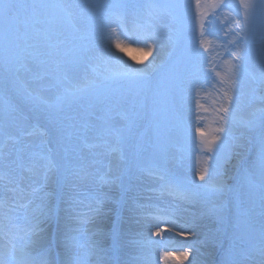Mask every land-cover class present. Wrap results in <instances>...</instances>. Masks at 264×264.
<instances>
[{"label":"rangeland","instance_id":"rangeland-1","mask_svg":"<svg viewBox=\"0 0 264 264\" xmlns=\"http://www.w3.org/2000/svg\"><path fill=\"white\" fill-rule=\"evenodd\" d=\"M140 1L92 0L85 4L86 0H15L16 3L76 6L63 10L41 9L42 23L37 27L46 33V37L28 41V44L38 43L39 47H28L26 51L21 41L22 47L13 53L19 56V60L7 72L3 67L4 52L0 51V105L5 101L19 105L22 89H37L40 81L50 85L51 81L45 78L41 67V61L48 59L44 53L52 51L48 45H58V58L62 65L67 54L80 59L82 67L77 76L65 71L61 73L67 76L70 86L107 89L114 98L126 92L129 86L125 81L107 78L108 67L115 70L117 65L115 61L106 65L105 53L99 47L116 41V32L110 26L113 15L135 17L143 12ZM144 1L147 13L162 27L161 30L166 31L162 35L168 39L162 40L166 47L164 59L163 53L158 57L160 63L153 64L150 72L142 69L149 85L139 93L141 98H147L146 106L137 110L140 115L132 117L130 106L125 102L90 98L86 94L70 101L65 107L79 126H86L85 138L78 146V158L73 161L75 167H82L87 173L79 181L78 198L83 203L78 210L88 213L93 197L103 198L100 214L107 216L106 222L99 229L101 232L91 235L92 240L104 249H111L115 243L122 259L136 256L147 259L149 264H167L170 260H162L154 250L156 247L163 254L167 251L181 257L180 262L174 264H225L229 249L240 253L242 250L254 251L264 244L260 236L264 223L261 214L260 136L258 128L247 127L248 121L258 120L264 112V83L260 71V63L264 59V8L259 7L261 0ZM246 4H256L257 8L254 12L250 9L246 11ZM96 5L108 7L98 8ZM133 5L137 7L133 8ZM109 10L112 12L108 13ZM246 15L249 17L247 21ZM91 33H94V46L89 52L93 51L96 58L88 57L89 52L84 54L80 50L81 44L88 43L84 38ZM238 48L249 51L250 56L246 60V71L233 85L230 69L237 63L234 53ZM101 56L103 59H100ZM165 72L170 79L161 83ZM58 94L54 87H48L42 93L52 103ZM226 94L233 98L231 105L226 100ZM225 106L229 107L235 122L226 121L223 127L236 139L231 141L233 155L223 164L222 170L226 173V182L232 183L228 188H236L243 195L237 199L229 192L223 197H213L208 205L217 208V214L213 215L201 205L181 201L161 191L159 169L166 167L181 181L203 183L198 174L205 167L211 172L213 157L216 156V145L212 146L213 151H208L209 141L217 136L222 140L225 135L217 131L221 126L220 118L226 115L220 109ZM106 128L111 131L104 132ZM45 131V122H29L23 129L24 143L41 144L47 137ZM200 132L205 135L201 137ZM19 134L20 130L15 127L0 125V158L9 153L11 158H15L20 145L14 141ZM219 143L220 140L217 145ZM237 151L242 154L244 162L237 171L229 173L228 167ZM50 156L54 158V163H63L61 153L53 151ZM164 158L167 159L166 165L162 163ZM21 165L15 171L0 167V203L4 205L0 208V241L18 250L31 240L32 233L27 230L31 227L32 213L24 217L26 210L40 203L32 195L33 188L46 184L48 202L53 204L60 192L58 173L49 172L45 182L43 171L35 173L32 170L27 154L22 157ZM152 171L155 173L153 176L149 175ZM150 178L155 181L154 184ZM205 179H208L207 175ZM29 201L33 203L29 205ZM141 205H150V208L141 214L136 211ZM5 216L11 217V221ZM96 216L94 218L97 219ZM217 216H222L223 222ZM117 217L120 219V231L114 241L108 234ZM151 218L159 224L150 222ZM96 219L86 225L96 226ZM159 220L186 232L190 228L192 232L189 233L196 230L197 236L193 237L196 243L184 241L185 246L178 244L181 246L178 247L162 229L161 235H155L162 227ZM237 221L245 225L239 230L242 239L236 238L238 230L234 225ZM44 227L55 231V225L45 224ZM152 228H155V233ZM73 235L85 245L83 250L76 248L73 251L76 254L81 251L91 253L89 264H95L96 255L88 247L85 235ZM41 245H30L28 249ZM185 252L188 253L187 259H184ZM245 264L254 262L246 261Z\"/></svg>","mask_w":264,"mask_h":264},{"label":"snow or ice","instance_id":"snow-or-ice-1","mask_svg":"<svg viewBox=\"0 0 264 264\" xmlns=\"http://www.w3.org/2000/svg\"><path fill=\"white\" fill-rule=\"evenodd\" d=\"M72 4H38V3H16L15 0H0V51L4 52L3 67L7 72L10 66L19 60L18 55L13 53L22 47L26 51L28 47H39V44H28V41H39L42 36L46 37V33H42L37 27L41 20V9H65L74 7ZM178 7V5H175ZM96 7H108V5H96ZM127 7V6H125ZM137 7L136 5L132 6ZM149 7H152L149 5ZM259 7L264 8V0H261ZM246 11H255L256 4H246ZM246 15L245 21L248 20ZM91 33L89 37L84 39L88 43L80 45V50L87 54L94 46ZM168 39L167 36L162 34L148 32L144 29L140 30L138 43H143L146 47L148 40L156 43L161 40ZM52 51L45 52L44 55L48 57L47 60L41 61V67L45 73V78L51 81L50 85H45L42 81L38 82L37 89L31 87L22 89V102L19 105H13L7 101L0 105V125L4 127H15L20 130V133L14 143L19 144L20 147L16 149L15 158H11L12 154L9 153L0 158V167L8 168L10 171H15L16 168L21 167V159L27 154L31 161L32 170L35 173L43 171L44 181L49 178V172L55 171L59 174L58 185L60 192L55 198L56 202L49 203L47 192L45 191L46 184H41L39 188H33L32 195L36 197L40 203L30 209L32 213L31 227L27 232L36 235L38 239L33 241V244H43L44 251L37 256L31 257L23 264H89V255L81 251L76 254L73 250L80 248L83 250L85 245L80 242L79 237L73 235L74 233H81L85 235L89 241L88 247L93 250L96 255L95 264H149L147 259L132 256L127 259H122L120 256L119 248L114 243L111 249H104L97 246V243L92 240V236L88 235L90 230L85 227L86 224L91 223L95 217L102 212L103 198L100 196L93 197V203L89 206V212L84 213L78 210V206L83 203L79 197V181L86 176L84 168H77L73 165V161L78 158L79 143L85 138L86 126L81 127L76 123V118L65 110L66 105L75 99L80 98L86 94L90 98L104 99L111 102H125L129 104L131 116H139L138 108L146 106L147 98H141L139 93L149 85V81L145 76L144 70L136 69L122 61L120 58L110 56V60L104 61L106 65L111 61H115L117 65L113 70L108 67V79L125 81L128 84L126 92H122L118 97H112L107 89L90 87V88H77L69 84L66 75H61L66 71L63 68L61 59L58 58V45H48ZM116 47L123 51V47L117 43ZM237 63L232 65L231 71V84L237 82V78L246 71V60L250 56L249 51L238 48L234 53ZM100 59H103L101 56ZM260 71L262 83H264V59L260 63ZM170 79L167 72L161 76V83ZM48 87H54L58 91L54 103L49 102L43 95V91ZM228 104L233 103V98L230 94H226ZM156 103V101H153ZM226 115L222 116L221 126L217 128L218 132H224L223 139L219 136L214 137L209 141L208 151H213L212 146L216 145V156L213 157L212 171L209 172L205 167L199 174L198 178L203 183L195 184L187 180L181 181L176 179L172 173L166 168L159 169V176L162 180L161 191H166L170 195L177 197L181 201L195 203L206 208L210 214L216 215V207H208L209 202L213 197H223L231 192L237 199L243 193L236 188H228L226 184V173L222 170L223 164L233 155L232 148L235 140L230 136V133L225 132L223 124L227 122H235L234 116L229 112V107L225 106L220 109ZM255 115V114H254ZM43 121L45 122L47 136L46 143L42 142L39 145L25 144L23 141V129L29 122ZM159 127V125H157ZM247 127L250 129L259 130L260 136V179H261V209L262 216H264V112H262L258 120H251L247 122ZM111 129H104V132H110ZM127 131L131 132V123ZM171 131V129H169ZM201 137L205 134L199 133ZM220 143L217 145V141ZM146 150V149H145ZM55 151L62 154L63 163H54V158L50 154ZM162 163L166 165L167 159L164 158ZM208 179H205V177ZM13 182H15L13 180ZM33 201H29L31 205ZM29 205H25L28 207ZM3 203H0V208H3ZM150 208V205H141L136 209L137 212H143ZM172 215H175V207L172 209ZM11 221V217H4ZM220 222H223L222 216H217ZM55 225V231L45 229L44 225ZM244 222L237 221L234 227L238 230L236 234L237 239H242L239 230L243 228ZM166 230V229H162ZM120 231V219L117 217L110 235L114 241L118 239ZM190 232L191 229L189 228ZM94 235V233L92 234ZM155 235H161V231H157ZM261 240L264 241V223L260 229ZM148 243H152L148 241ZM172 253L165 252L163 259H168ZM178 258V257H177ZM188 258V253H184V259ZM258 258V259H257ZM246 261L254 262V264H264V244L254 251L242 250L236 253L234 249H229L225 256V264H245ZM0 264H12L11 260L0 257Z\"/></svg>","mask_w":264,"mask_h":264},{"label":"bare ground","instance_id":"bare-ground-1","mask_svg":"<svg viewBox=\"0 0 264 264\" xmlns=\"http://www.w3.org/2000/svg\"><path fill=\"white\" fill-rule=\"evenodd\" d=\"M86 1L87 2L85 4H87L88 2L92 0H86ZM141 23H142L141 24L142 27H140V30L144 29L148 32L162 28L160 25H157L153 21L151 16H148V15L142 18ZM116 27H117V24H116ZM119 28L120 30H122V26H119ZM131 29L132 27L128 25L127 32L133 34L132 39L123 38L121 37V35H118L117 31H115L116 33L114 34V38L116 39V41H114L112 44L105 43L101 45L99 48L103 53H105L106 60H110V56H115L117 58H120L122 61L126 62L128 65H131L132 67L136 69H140V68L146 69L147 72H150L152 70L153 64L156 65V63L158 62V57L163 53H164L163 55V59H164V56L166 55V47L163 45L162 40L156 43H153L152 40H148V45L151 47V51H149V47H146L143 43L137 42L140 34L135 35L133 33L134 30H131ZM127 32H124V34L126 35ZM130 36L131 34L128 35V38H130ZM117 43H119L123 47L124 49L123 51H121L120 49L116 47ZM68 56L69 55L67 54L63 58L64 60L63 68L66 70L65 73L72 75V76H77L82 67V63L80 59H77L72 56H69V57ZM87 56L96 58L95 53L93 51L89 52ZM159 63L160 61L157 64ZM242 159H243L242 154L240 153V151H237V154L235 155L234 160L230 163L228 167L229 173H232L238 170L239 166L241 165ZM149 175H152V176L155 175L154 171L150 172ZM228 177H231V176H228ZM150 181L152 184L155 183V181H153L152 179ZM226 184L228 187H230L232 183L228 181L226 182ZM30 209L31 208L26 210L24 217L28 216V214L31 212ZM96 217L97 219L94 218L96 219L94 220V224L95 222L97 223V225L95 224L96 226L92 227L90 226V224L85 226L90 230L88 235H92L93 233L97 234L102 231V230L99 231V229L104 227L107 216L104 214H98ZM149 221L155 224H159L156 221H154V219L152 218L149 219ZM160 225H162V227H160L159 231L161 229H166V230H162V232L164 234L169 235L170 238L174 240V244L176 245L182 244L183 246H185L184 241H194L192 243H196L195 240H193L197 236V235L195 236L197 232L196 230L194 231V233H189V232H186L185 230H182L181 228H177L174 225L165 223L164 221L163 222L160 221ZM163 225H166V227H164ZM151 231L154 233L156 232L155 228H152ZM0 237H2L1 232H0ZM30 238H31L30 243L28 245H23L22 248L19 250L8 247L0 241V257H3L5 259L9 258L8 260H11L12 264H22L25 261V259H30L31 257L37 256L38 254L42 253L44 251V245H41V247L39 248L37 247L31 250L28 249L30 245L31 246L37 245V244H33L32 242L36 241L38 237L32 234ZM178 247H181V246L178 245ZM154 250L158 254V256H160L161 258L164 256L161 249L154 247ZM177 257L178 255H175V256L172 255L171 257H169L168 260L170 261L167 264H174L175 262L179 263L180 262L179 260L181 257H178V258ZM164 260H167V259H164ZM183 264H187V262Z\"/></svg>","mask_w":264,"mask_h":264}]
</instances>
